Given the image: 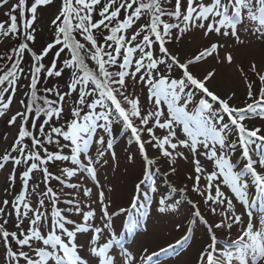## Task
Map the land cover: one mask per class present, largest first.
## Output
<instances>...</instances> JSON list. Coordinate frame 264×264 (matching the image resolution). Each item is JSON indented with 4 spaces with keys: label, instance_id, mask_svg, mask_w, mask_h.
I'll list each match as a JSON object with an SVG mask.
<instances>
[{
    "label": "snow or ice",
    "instance_id": "6c2138e0",
    "mask_svg": "<svg viewBox=\"0 0 264 264\" xmlns=\"http://www.w3.org/2000/svg\"><path fill=\"white\" fill-rule=\"evenodd\" d=\"M7 3L8 0H2L0 6ZM49 3L51 0H34V3L26 9V0H19L18 4L13 6L12 12H15L16 9L21 10L25 42L13 48L11 54L7 56V61L12 62L11 67L7 71L0 68V72H3L0 75V117H3L12 104L16 85L24 73L23 68L20 67L23 54L26 51L31 53L35 62L32 66L29 85V102L25 103L24 100H21L20 103L24 105L25 110L17 112L9 120V124H15L18 117L22 121L18 137L12 147V151L17 152L18 156L12 157L10 154H6L0 157V160L3 161L0 163V169L9 160L13 162L14 166H19L22 163L28 165L27 170L23 173L25 192L16 199L12 207L16 213V228L20 229L23 219L30 221L31 228L28 232L20 231L18 235L16 231L9 232L5 229L6 220L0 224V239L6 246L8 264H20L21 260L24 261V264H50V262L51 264H87V261L78 252L76 235L78 232L89 230L87 221L94 217V211L84 213V226H76L75 230H69L65 225L72 224L73 221L68 220L62 214L61 209L55 208L59 197L49 187L43 195L48 197L54 206L52 213L54 220L50 232L43 235L39 225L46 214L39 209H33L27 202V182L31 179V173L39 170L44 175L45 183L50 179H57L61 184H64L65 181L60 177H53L46 166L51 161H68L69 159L76 167L63 169L67 177L75 176L80 170L87 171L94 178L96 175L95 165L100 163V159L105 155L104 138L101 137L96 141L101 148L98 149L95 160L91 156H87V163L85 164L80 159L81 154H87L97 128H103L106 133L111 132L114 119L122 121L123 127L130 130V136L139 145L141 152H144L146 142L155 141V146L161 150L162 155L170 158L173 162L176 156H183V153L173 155L178 147L187 148L194 156L199 147L210 148V151H206L204 155L207 159L214 161L216 170L204 177L208 184L206 191H201L199 181L204 169L199 160H194L195 172L197 173L194 191L205 197V203L210 202V211L213 214L217 212V205H226L224 211L220 212L223 217L222 222L215 224L214 228L227 227L231 229L234 224L241 225V234L231 245H220L213 231V226H210L209 231L213 232L212 244L208 245V248L200 255L198 264H264V173L257 171V166L264 169V135H261L260 128L249 129L244 123L249 118L264 119V67L256 73L261 84L258 97H254L253 84L246 83V95L249 100L254 102L247 104L244 108L232 107L227 100L220 99L219 96L210 91L205 86L206 81L197 79L188 70L190 64L216 53L218 44H212L209 49L200 52L194 60L188 59L186 63L170 53V50L165 46L168 42L167 38L174 28L178 29L181 34L193 27L201 28L205 29V35L213 32L225 36L231 34L239 40L238 25L242 24L245 18L256 26L255 31L264 38V0H211L209 4L203 3V0H186V7L183 12L181 11V0H175L174 11L170 13L161 7V0H103V2L102 0H63L60 14L52 22L55 26V40L40 54H36L27 43V41L34 42L35 40L34 30L29 31V29L32 28L36 20L37 8ZM97 6H100L99 9ZM25 9L30 12V18H24ZM121 12L126 14L124 18H121ZM94 14L99 18L94 19ZM145 15L149 17L148 22L141 25L129 36V30ZM164 15H170L177 23H165L162 20ZM9 19L10 24L7 28L3 23H0V35L10 36L20 33L17 16L9 13ZM222 29L226 30L222 32ZM74 33L78 34L86 43L77 40ZM98 35L102 38V42L98 41ZM156 44L159 46V51L168 57L172 64L183 70V78L171 80L165 76L155 78L154 72L159 70L158 65L164 63V61L154 58L151 51ZM56 45L61 46L60 52L67 49L70 53V59L63 61V68L58 69L55 62L45 68L41 61ZM137 53H139L138 58ZM56 55L58 57L59 52ZM2 58L0 57V59ZM86 59L95 63V70L88 67L85 62ZM227 59L231 62V55ZM133 66L135 70L131 71ZM114 67L118 70H109ZM64 68L71 70V80L67 86L69 91L63 94L55 91V95L58 97V100L55 101L49 100L47 97H39L37 95L39 74L44 71L48 77H60ZM252 70L256 72L255 65H252ZM139 73H142L139 77L140 81L148 84L150 98H154V103L157 106L154 112H149L147 115L141 114L139 100L130 98L125 92L126 78L135 79ZM211 75L210 73L206 79H210ZM90 85L91 87H89ZM188 87L199 89L205 97H210L211 101H217L220 108L214 111L213 104L205 98L200 99L197 110L193 114H189L186 109L187 105L191 103L192 93L185 94ZM45 91L53 92L54 90L46 89ZM73 92L78 93V101L77 106L71 110L72 119L66 126L67 131L62 127H51L49 132H45L44 126L49 125L53 118L60 119L64 111L65 97L70 96ZM6 95L8 96L7 99H5ZM89 97H92L91 102H87ZM39 100H43V106L37 103ZM182 100L183 105H181ZM162 101L167 104L168 109V117L163 122L161 118L164 117L165 113L159 107ZM83 106H86L89 111L82 116ZM33 113H35L34 117ZM41 115L45 119L38 130L39 134L41 137H45L48 144L54 143L59 149L57 152H48L47 148L44 147V141L27 127L30 118L39 119ZM225 116L230 123L224 122ZM136 120H139V124L135 123ZM101 121L103 123H100ZM150 121L153 122V127H147ZM230 125L234 126L238 132L239 143L243 149L242 155L246 160L243 169L239 172L234 171V166L227 153L218 156L216 150L217 144L221 150L225 148L235 149V144L228 145L226 143V137L232 130ZM177 126H182V132L187 139L179 140L177 138ZM32 128H36L35 123L32 124ZM155 128L166 130L167 134L163 137H157ZM145 131L151 138L150 141L141 139ZM53 134L57 139H53ZM60 137L68 143L61 145ZM26 138L31 139V149H29L28 144L24 143ZM257 141L260 142L259 155L254 159L250 155V145ZM64 148L70 150L71 156L63 154ZM106 148L108 150L113 148L111 140L107 142ZM36 149H42L44 156H41L40 151ZM144 158L149 165L156 162L149 159L146 152ZM247 176L252 178V183L262 205L258 211L259 227L253 223V212L249 210L254 205L248 198L249 184L245 181ZM11 179L14 180L15 176L13 175ZM214 182L217 183L214 184ZM221 184L230 190L231 196L226 195L221 190ZM71 187L76 186L71 185ZM213 187H215L214 195L212 194ZM90 194V190H85V195ZM233 199L248 210L249 219L246 226H244L242 216L236 213ZM98 202L102 207L103 216L110 220L108 204L105 203V193L102 190L98 193ZM4 203L7 205L8 201ZM68 203L74 202L68 201ZM159 203L161 205L160 212L168 210L164 206V200H160ZM39 204L43 207L44 200L41 199ZM75 210L77 213L81 211L79 204H75ZM2 213L3 209L0 208V214ZM29 213L32 215L29 216ZM194 215L203 223H208L198 210L195 211ZM136 228L137 223L130 220L128 231L134 232ZM57 230L60 234H57ZM94 231L96 235L91 241V253L100 259V264H114L109 256V250L113 247L114 241L110 240L103 246H98L97 242L102 229L95 228ZM113 237L115 239L114 234ZM12 241L21 250L14 251ZM33 241L42 242L44 247L33 249ZM115 242L119 243V241ZM24 247H28L34 252V255L23 251ZM124 255L126 257L125 264H135V257L128 252H124ZM140 260L151 262L152 257L142 256Z\"/></svg>",
    "mask_w": 264,
    "mask_h": 264
},
{
    "label": "rangeland",
    "instance_id": "374dc122",
    "mask_svg": "<svg viewBox=\"0 0 264 264\" xmlns=\"http://www.w3.org/2000/svg\"><path fill=\"white\" fill-rule=\"evenodd\" d=\"M19 0H8L6 5L0 6V23L7 28L10 24L9 13L17 16L18 26H21L20 33L17 35L3 36L0 35V57L4 52L8 51L13 46L25 42L23 36V19L20 15L21 10L16 9L12 12L13 6L18 4ZM103 2V0H102ZM2 3V0H0ZM34 3V0H26V9ZM161 3L166 12L174 11L175 0H161ZM203 3L209 4L211 0H203ZM63 6V0H51V3L47 5H41L37 8L36 20L29 31L34 30L35 40L27 41L29 47L36 54H40L49 44L55 40V26L53 20L60 14ZM100 6H97L99 9ZM186 7V0H181V11L183 12ZM25 9L24 18H30L31 14ZM126 14L121 12V18H124ZM99 17L94 14V19ZM171 16L165 15L164 22L175 24L176 20L171 19ZM147 23V15L142 16L139 21L129 30V36L133 31L138 30L139 27ZM207 24V22H204ZM255 25L245 18V21L238 25L237 35L231 34L225 36L223 34L210 33L205 35V29L191 28L190 30L180 33L178 29H172V35L169 43H166V47L170 50V53L174 54L182 62H187L188 59H193L199 55L200 52L205 49H209L212 44H218L219 47L216 53H213L206 58L201 59L198 62H194L189 65V72L205 82V86L214 94L220 97L222 100L231 102L229 105L237 108H244L249 103H253V100H249L246 92V83L253 84L254 97H258L261 84L259 77L256 74L264 67V38H262L256 31ZM226 29H222V32ZM22 32V33H21ZM107 34L106 32L104 33ZM76 39L81 43H86L76 33H74ZM22 36V37H21ZM98 41L102 42V38L98 35ZM167 38V39H168ZM60 45L53 47L41 61L45 65V68L50 66L53 62L56 63L58 69L63 68V61L70 59V53L67 49L60 52ZM154 58L164 61L158 65V71L154 72L155 78L165 76L168 79H181L183 70L178 66L172 64L168 57H165L163 53L159 51L158 44L154 45L151 49ZM57 52L59 56L57 57ZM231 55V62L227 57ZM139 53H137V58ZM2 59H0V62ZM89 62V66L96 67L95 63L90 59H86ZM10 62V61H9ZM11 63V62H10ZM147 63V61H145ZM34 61L32 55L29 52L23 54V59L20 67L23 68L24 73L20 77L17 85L16 92L12 98L11 106L6 110L3 117H0V157L6 154H10L12 157L18 156L17 152L12 151L15 140L18 137V132L21 127V119L18 117L15 124H9V120L16 115L17 112H23L25 110L24 105L20 103L21 100L25 101V98L30 90V79L32 66ZM252 65H255L256 72L252 70ZM96 69V68H95ZM110 71H117V68H111ZM134 66L131 71H134ZM210 79H206L209 74ZM142 73L136 75L135 79L132 77L126 78L125 92L132 99L139 100V106L142 115H147L149 112L156 110L154 98H150L149 86L146 82H141L139 77ZM71 80V70L64 68L63 74L60 77H48L44 71L39 74L38 86L45 89H53L49 95L53 99L58 100L55 95V91H59L61 94L68 92V84ZM91 87V85L89 86ZM188 89V88H186ZM8 96H5L7 99ZM92 97L87 98V102H91ZM78 93L73 92L70 96H66L63 107L64 111L61 114L59 120L53 118L49 125H45V132H49L51 127H62L67 131V124L72 119L71 110L77 106ZM183 100L181 101V103ZM234 103V104H233ZM199 105V101L193 106L189 114H193ZM234 105V106H233ZM192 106V101L187 105V111ZM165 113L161 118L162 122L168 117L167 104L161 102L159 105ZM99 110V109H98ZM89 111L86 106H83L81 115L83 116ZM33 117L35 113L32 114ZM45 117L40 116L39 119L29 120V129L33 131L35 135L44 141V146L48 152H57L59 149L53 144H48L45 137H41L39 134V128L43 124ZM36 124V128H32V124ZM100 123H103L102 121ZM247 123V127H258L261 129V135H264V119L249 118L244 121ZM147 127H153V122L150 121ZM226 137V143L228 145L235 144V149L225 148L220 149L219 145H216L217 155L223 156L227 153L233 166L234 171L239 172L244 167V158L240 157L242 149L237 148L238 132L234 129V126ZM157 137L165 136L166 130L159 128L154 129ZM95 141L89 145L87 154L82 153L80 159L82 162L87 163V156H91L94 160L97 158L98 149L100 145L96 143L101 137L105 140L104 150L105 155L100 159V163L96 164L97 173L93 178L87 171H79L71 178L67 177L63 172V169H74L76 166L68 161H51L46 166L48 172L53 177H60L65 181L66 185H61L57 179H50L47 183L44 182V175L42 171H33L31 173V179L27 182V202L33 209H39L45 213V218L39 225L40 231L43 235H47L51 230V224L54 220L52 216L54 206L48 197L43 193L47 188L51 187L53 191L57 193L59 200L58 205H61L64 209L63 212L67 213L63 215L68 219L70 216L75 219L77 226L85 225L84 213L88 211H94V217L87 221L90 231L78 232L76 235V244L78 246V252L83 259L87 261V264H100V259L94 256L90 248L92 247L91 241L94 238L95 228L102 229L98 246H103L110 240H113V247L109 250V256L114 261V264H125L126 257L124 252L130 253L135 257V264H198L200 255L210 245L211 237H205L202 229L198 228L199 223H193L197 218L194 213L201 208L203 213L208 212L211 217L217 219L223 218L220 215L221 211H224L225 206L217 205V212L213 214L210 211L211 204L205 203V197L201 196L198 192L194 191L196 185V176L194 160H199L204 173L201 174L199 181V188L201 191H206L208 181L204 178L208 173L216 170L213 160L207 159L204 155L209 149L199 147L195 156L184 147H178L173 155L177 153H183V156H176L174 162L164 157L161 150L155 146V141L146 142L144 145V152H141L138 144L129 145L126 137H120V131L117 128H111L110 133H106L103 128H97ZM176 134L179 140L187 139L182 132V126L176 127ZM143 141H150L148 133H143ZM57 139L53 134V139ZM61 145L68 143L64 141L62 137L59 138ZM111 140L113 148L108 150L106 148L107 142ZM176 142V141H173ZM31 149V140L26 138L24 141ZM131 143V142H130ZM211 146V142H210ZM241 147V145H238ZM132 148H135L137 152H134ZM259 146L255 143L250 145V155L253 158H257L259 155ZM40 151L41 156H44L42 149H36ZM27 151V150H26ZM169 151H172L169 149ZM114 152V155H113ZM145 152L149 159H153L156 162L149 165L144 158ZM63 154L71 156V152L68 148H64ZM186 157V158H185ZM3 161L0 160V163ZM31 161L29 162L30 165ZM28 165L21 164L14 166L13 162L9 160L5 166L0 169V208L3 209V213L0 214V224H4L5 229L9 232L16 231L19 235L20 231L28 232L31 228L30 221L23 219L20 229L16 228V213L12 205L16 199L25 192V181L23 173L27 170ZM257 171L264 173V169L257 166ZM15 176L12 180L11 177ZM222 180V178H221ZM245 181L249 184L248 198L253 203V207L249 210L253 212V223L259 227V215L257 214L261 205V201L258 199V194L255 191V186L252 183V178L245 177ZM77 182V183H75ZM74 183V184H73ZM217 182H214V184ZM75 185L76 187H71ZM151 186L152 189L148 192V197L143 194L146 190L145 186ZM155 187V190L153 189ZM63 188V190H61ZM85 190H90V195H85ZM105 193V203L108 204V216L110 220L105 218L102 214V207L98 202L99 191ZM221 190L228 196H231L230 190L221 184ZM212 194H215V187L212 189ZM166 197V198H165ZM175 199L176 201L167 199ZM44 200V206L41 207L39 201ZM141 199L144 203H141ZM75 201V204H79L81 211L79 213L75 210L73 203L68 201ZM160 200L165 201V207L168 209L165 212H160ZM5 201H8L5 205ZM185 202V203H183ZM183 203V204H181ZM233 203L236 206V213L242 216L244 226L248 222L247 211L244 209L238 201L233 199ZM182 206H181V205ZM72 206L69 210V206ZM185 205V206H184ZM199 205V206H198ZM23 211V209L21 208ZM32 213H29L31 216ZM230 215V214H229ZM132 216L134 218H132ZM206 219V218H205ZM135 221L137 228L134 232L128 231L129 221ZM207 220V219H206ZM193 221V222H192ZM209 226H213V231L217 236L220 245H231L235 240L223 241L222 236L229 232L230 229L225 227V231H219L217 233L214 229V224L208 219ZM221 221V220H217ZM126 225L125 231L122 233V238L114 239L113 234L118 237L117 234L120 228L123 229V225ZM107 225V226H106ZM69 230H75L74 225H65ZM241 227V225L234 224L231 229ZM240 227L237 228L236 236ZM192 230L194 235L190 239ZM236 230V229H235ZM191 231V232H190ZM212 232V231H211ZM213 233V232H212ZM57 234H60L57 230ZM222 234V235H221ZM240 234V233H239ZM238 234V235H239ZM212 236V235H211ZM210 238V239H209ZM236 240L238 239L235 238ZM212 240V239H211ZM115 241H119L117 244ZM14 251L21 250L14 241L11 242ZM169 244V246L167 245ZM167 245V247H165ZM33 249L37 247H44L42 242L33 241ZM163 247V248H162ZM25 252H29L30 255H34L28 247L22 249ZM51 250V249H49ZM142 256H151L152 260L141 261ZM0 264H8V258L6 254V246L0 239ZM20 264H24L21 260ZM51 264V262H50Z\"/></svg>",
    "mask_w": 264,
    "mask_h": 264
},
{
    "label": "trees",
    "instance_id": "16d2710c",
    "mask_svg": "<svg viewBox=\"0 0 264 264\" xmlns=\"http://www.w3.org/2000/svg\"><path fill=\"white\" fill-rule=\"evenodd\" d=\"M161 7L162 8H164L163 7V5H162V3H161ZM165 16V15H164ZM164 16H162V20L164 21ZM171 19H173V20H175L173 17H171ZM170 19V20H171ZM148 20H149V17L147 16V22H148ZM18 24V23H17ZM20 29H21V26H18ZM162 30V29H161ZM22 33V32H21ZM172 35V31H171V34H170V36ZM22 37V36H21ZM169 41H170V38H168V43H169ZM16 46H13V47H11L8 51H6V52H4V54L2 55V61L0 62V68H2L3 69V71H7L8 70V68H10L11 67V63L9 62V61H7V56L8 55H10L11 54V50L13 49V48H15ZM86 62V61H85ZM35 63V62H34ZM87 63V65H88V67L89 68H91V69H93V70H95V68L96 67H91V66H89V62L87 61L86 62ZM3 74V72H0V75H2ZM182 78H183V76H182ZM191 88V87H190ZM193 88V87H192ZM194 89V88H193ZM46 89L45 88H43V87H39L38 86V84H37V95L39 96V97H47V99H49V100H53V101H55V99H53V97H51L50 95H49V93L50 92H46L45 91ZM197 92L198 93H201L200 92V90L198 89L197 90ZM29 94H30V90H29V92H28V94H27V96H26V98H25V103H28L29 102ZM208 98V100L210 101V103H212L213 104V106L215 107V110H217V109H219L220 108V105H219V103L217 102V101H211V98L210 97H207ZM37 103H39L41 106H43V100H39V101H37ZM229 103H231V102H229ZM126 107H127V105H125ZM30 120V119H29ZM28 123H29V121H28ZM135 123H137V124H139V120H136L135 121ZM115 124H117V126L118 127H121V126H123V123H122V121H120V120H117V119H114V125ZM117 126H115V127H117ZM27 127H28V129H29V124L27 125ZM254 128H258V127H252V129H254ZM30 130V129H29ZM128 140H129V142H134V138H132L129 134H127V137H126ZM30 139V138H29ZM56 139V138H55ZM54 139V140H55ZM31 140V139H30ZM45 147V146H44ZM46 148V147H45ZM61 190H63V188H61ZM227 235H232V233L229 231L228 232V234Z\"/></svg>",
    "mask_w": 264,
    "mask_h": 264
}]
</instances>
